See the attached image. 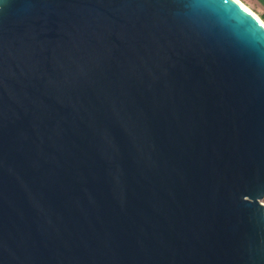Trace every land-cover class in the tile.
<instances>
[{"label":"water","instance_id":"1","mask_svg":"<svg viewBox=\"0 0 264 264\" xmlns=\"http://www.w3.org/2000/svg\"><path fill=\"white\" fill-rule=\"evenodd\" d=\"M231 2L260 33L223 0H0V264H264V25Z\"/></svg>","mask_w":264,"mask_h":264},{"label":"snow or ice","instance_id":"2","mask_svg":"<svg viewBox=\"0 0 264 264\" xmlns=\"http://www.w3.org/2000/svg\"><path fill=\"white\" fill-rule=\"evenodd\" d=\"M223 5H227L228 8H230L234 13L239 15L241 18L246 20L250 25H252V29L254 30V33L258 32L260 33L256 28H255V22L251 21L249 17L244 16V14L240 11L239 8H237L234 4H232L231 0H223ZM264 34V33H261ZM252 38L255 40L258 37L255 34H252Z\"/></svg>","mask_w":264,"mask_h":264},{"label":"rangeland","instance_id":"3","mask_svg":"<svg viewBox=\"0 0 264 264\" xmlns=\"http://www.w3.org/2000/svg\"><path fill=\"white\" fill-rule=\"evenodd\" d=\"M243 4H245L250 10H252L259 17L262 14V9L258 6V4L253 0H240ZM264 203V199L262 200Z\"/></svg>","mask_w":264,"mask_h":264},{"label":"bare ground","instance_id":"4","mask_svg":"<svg viewBox=\"0 0 264 264\" xmlns=\"http://www.w3.org/2000/svg\"><path fill=\"white\" fill-rule=\"evenodd\" d=\"M236 1H238L250 14H252L258 21H260L264 25V22L260 19V17L257 14H255L252 10H250V8H248L240 0H236Z\"/></svg>","mask_w":264,"mask_h":264},{"label":"trees","instance_id":"5","mask_svg":"<svg viewBox=\"0 0 264 264\" xmlns=\"http://www.w3.org/2000/svg\"><path fill=\"white\" fill-rule=\"evenodd\" d=\"M255 1L258 6L262 9V14L260 16V19L264 22V0H253Z\"/></svg>","mask_w":264,"mask_h":264}]
</instances>
